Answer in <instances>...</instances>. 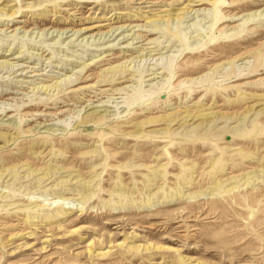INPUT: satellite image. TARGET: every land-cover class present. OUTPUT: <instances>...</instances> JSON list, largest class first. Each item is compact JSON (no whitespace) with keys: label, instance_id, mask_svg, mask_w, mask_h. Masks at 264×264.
<instances>
[{"label":"rangeland","instance_id":"1","mask_svg":"<svg viewBox=\"0 0 264 264\" xmlns=\"http://www.w3.org/2000/svg\"><path fill=\"white\" fill-rule=\"evenodd\" d=\"M0 264H264V0H0Z\"/></svg>","mask_w":264,"mask_h":264},{"label":"bare ground","instance_id":"2","mask_svg":"<svg viewBox=\"0 0 264 264\" xmlns=\"http://www.w3.org/2000/svg\"><path fill=\"white\" fill-rule=\"evenodd\" d=\"M183 8H184V7H183ZM183 8H182V9H183ZM163 11H164V10H163ZM78 33H80V30H79V31H76L75 33H73V35H75V34L77 35ZM10 65H11V64H10ZM62 200H63V199H56V200L52 201L51 204H47V205H48V206H49V205L56 206V205H58V204H54V205H53V203H55V201H62Z\"/></svg>","mask_w":264,"mask_h":264}]
</instances>
